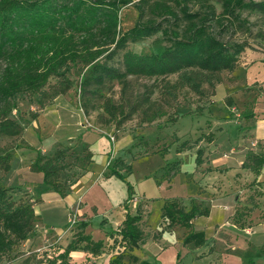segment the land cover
<instances>
[{
  "label": "rangeland",
  "instance_id": "374dc122",
  "mask_svg": "<svg viewBox=\"0 0 264 264\" xmlns=\"http://www.w3.org/2000/svg\"><path fill=\"white\" fill-rule=\"evenodd\" d=\"M140 1L132 0V4L145 9L142 21L154 18L161 28L173 29L150 10L161 0ZM207 3L221 13L222 0ZM132 4L120 13L123 31L137 21ZM189 6L192 12L199 8L193 2ZM223 23L226 30L220 38L246 49L233 72L189 71L201 85L199 96L180 84L177 75L128 77L124 84L106 81L83 93L79 84L85 69L78 65L67 74L72 87L62 95L53 97V88L59 83L51 78L41 97L27 96L16 102L9 117L22 131L14 137L0 136V156L12 157L9 171L0 167V183L14 201L33 204L37 221L34 235L4 256L0 264H49L57 247L72 239L81 221L89 224L85 233L103 240L104 248L97 257L72 254V261L111 264L123 252V245L119 237L108 238L106 233L118 229L125 213L122 204L131 213L138 208L142 212L145 243L133 252L138 258L135 264H264V169L260 184L253 185L251 172L245 168L250 157L264 155V15L240 11ZM213 29L217 33L222 30L219 25ZM169 45L157 33L127 44L125 50L157 53ZM122 53L107 64L122 71ZM2 67L0 60V71ZM228 94L242 111L237 110L239 116L234 117L236 110L230 113L235 104H227ZM106 101L114 108L113 118L105 110ZM177 108L181 117L171 125L167 119L177 114ZM152 117L157 118L147 123ZM183 142L188 149L178 153ZM58 148L68 155L59 183L68 187L76 182L65 198L48 191L39 174L29 170L37 152L47 157ZM88 149L94 154L92 161L86 156ZM198 150L202 151L200 166L195 164ZM116 158L132 167L123 180L105 178ZM176 161L181 163L180 173L165 182L163 167ZM213 168L216 170L207 176ZM126 183L134 191L129 202ZM173 197L181 199L187 209L192 202L209 209L215 205L211 219L201 217L194 224L196 231H205V245H213L209 250L199 253L183 246L182 229L164 232L161 207L165 199ZM129 256L125 254L123 264H134Z\"/></svg>",
  "mask_w": 264,
  "mask_h": 264
},
{
  "label": "trees",
  "instance_id": "16d2710c",
  "mask_svg": "<svg viewBox=\"0 0 264 264\" xmlns=\"http://www.w3.org/2000/svg\"><path fill=\"white\" fill-rule=\"evenodd\" d=\"M191 2L198 5L197 11H191ZM130 4L132 0H0V60L3 62L0 71V136L14 137L22 131L21 125L9 117L17 101L27 96L41 97L51 78L58 79L59 83L53 88V97L62 95L72 87L67 74L71 67L78 65L85 69L79 84L83 93L91 86H103L106 81L124 84L128 77L158 79L177 75L180 84L199 96L202 94L201 85L189 71L233 72L246 49V46L230 44L220 38L226 30L223 22H230L240 11L264 15V0H222L221 13H217L207 0H161L154 2L150 10L155 16L167 20L173 29L161 28L154 18L142 21L145 9L141 4H132L137 21L123 31L120 13ZM215 25L222 30L215 32ZM157 33H161L170 44L162 51L136 53L125 50L127 44L143 41ZM119 51H123L122 71L107 64ZM102 58L104 62H100ZM227 104H233L231 97ZM178 109L176 115L167 119L171 125L181 117ZM105 110L110 118L115 116L109 101H106ZM156 118H149L146 122L151 124ZM187 146V142L181 143L177 152L188 149ZM86 153L88 160L92 161V151L88 149ZM201 155L202 151L198 150L196 166L202 164ZM11 158L9 154L0 156V167L4 171L10 170ZM67 159V151L61 148L47 157L37 152L29 167L30 172L41 175L42 184L59 198H65L76 184L64 187L59 183L60 174L67 168ZM180 164L179 161L166 163L163 167L165 182L170 183L180 173ZM245 168L256 177L252 184H260L257 177L264 169V155L250 157V165ZM131 173V165L116 158L105 178L123 180L124 174ZM126 184V202H129L134 191L130 183ZM121 207L125 210L123 221L115 232L106 233L108 238L119 237L123 245V252L116 255L111 264H123L126 253L130 254V262L135 264L138 258L133 252L145 243L140 227L142 212L138 208L131 213L125 204ZM209 214V207L192 202L187 209L176 197L165 199L161 207L164 232L177 228L184 230L182 244L192 249L202 248L207 241L204 231L194 229V222ZM36 221L33 204L14 201L9 190L0 183V261L34 235ZM88 225L81 221L72 239L57 247L49 264H76L71 259L74 252L97 257L104 242L85 233ZM113 240L116 242L115 238Z\"/></svg>",
  "mask_w": 264,
  "mask_h": 264
},
{
  "label": "crops",
  "instance_id": "0c3cea01",
  "mask_svg": "<svg viewBox=\"0 0 264 264\" xmlns=\"http://www.w3.org/2000/svg\"><path fill=\"white\" fill-rule=\"evenodd\" d=\"M218 88H219V87H217V89H216V93H218ZM228 97H231L233 103L235 104V106L231 108L232 111H230V113H233V112H235V110H236L237 114H235L234 117L239 116L238 111H240V112H242V111L237 107L236 102H235V99H234L230 94H228ZM237 110H238V111H237ZM241 168H242V167H241ZM214 169H215V168L209 170V172H207V176H209L210 172H211L212 170H214ZM215 170H216V169H215ZM218 170H219V169H218ZM250 174H251V175H250ZM249 175H250V180H249V181L253 182L254 179H255L256 177H255V176H252V175H253L252 173H249ZM38 176L41 177V175H38ZM207 176H206V177H207ZM41 180H42V177H41ZM257 181L260 182V181H259V177H257ZM56 196H57V195H56ZM57 197H58V196H57ZM58 198H59V197H58ZM173 198H174V197H173ZM167 199H168V198H167ZM198 204H202V203L198 202ZM121 208H122V207H121ZM210 210H211V211H210V214H209V216L207 217L208 220L211 219L212 216L214 215L213 212L215 211V205L211 206ZM123 219H124V215H123V218H122V220L120 221V223L123 221ZM195 222H196V220H195ZM195 222H194V224H195ZM120 223H119V225H120ZM199 231H204V230H199ZM204 232H205V231H204ZM162 241H163V240H162ZM212 246H213V245L211 244L209 247H207V244H206V245H204L202 248L194 249V251H198L199 253H202L206 248H207V250H209V248H211ZM75 253H77V252H74V253H72V254H75ZM77 254H78V253H77ZM71 256H72V255H71Z\"/></svg>",
  "mask_w": 264,
  "mask_h": 264
}]
</instances>
